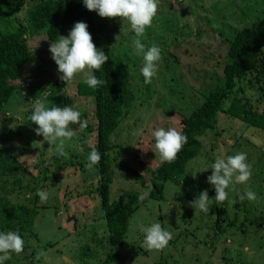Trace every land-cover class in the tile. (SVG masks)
Masks as SVG:
<instances>
[{
    "label": "rangeland",
    "instance_id": "1",
    "mask_svg": "<svg viewBox=\"0 0 264 264\" xmlns=\"http://www.w3.org/2000/svg\"><path fill=\"white\" fill-rule=\"evenodd\" d=\"M233 2L159 0L152 25L140 37L130 30L127 20L100 17L94 10L98 21L109 27V37L104 38L106 45L116 48L125 58L121 62L125 65L120 67L121 72L139 91L129 116L113 135V140L122 144L126 152L121 161L124 169L116 168L113 173L111 200L134 189L146 199L131 216L123 245L115 248L108 242L99 196L92 191L98 168L87 166L90 151L87 146L92 147L97 142L95 100L93 96L78 94L83 73L74 76L68 84L59 79L57 65L49 52L53 41L46 35L30 38L29 45L34 51L19 80L23 99L17 100V107H12L6 120L0 122V212L26 204L36 214L32 222H25L29 227L27 231L4 229V221H1L0 231H16L24 240L23 250L19 254L11 253L5 264H103L108 254L116 249L121 257L112 264H264V228L246 225L243 213L238 215L232 231L218 235L220 204L214 199V187L207 182L212 169L204 170L217 156L245 153L251 176L246 185H229L226 223L235 216L231 203L233 194L244 192L245 187L255 193L256 198L247 202L252 209L258 207L253 211L254 216L260 215L264 211L263 131L229 116L226 111L220 112L215 129L205 137L199 155L187 163L180 178L166 182L163 199L149 198L141 176L134 172L136 170L149 179L152 170L159 167V155L151 149L154 144L152 130L173 127L181 131L183 114H189L199 105L203 93L216 86L218 77H223L227 49L222 37L231 36L235 30L249 24L247 18H243L242 9H255L256 13L257 7L264 6L258 0L256 7L248 0L247 4H243V0ZM174 27L177 28L175 37L169 32ZM70 29L61 31L57 39L67 36ZM134 39H140L146 48L158 45L166 52L172 51L166 59L161 58L156 75L147 84L139 71L142 56L136 55L131 45ZM130 59H134V63ZM248 77L241 81L237 79L235 90L239 86H248L244 95L250 98L255 109L258 93L255 84L249 87ZM40 86L43 90L39 91ZM147 86L149 89H145ZM56 87L58 91L54 92ZM57 95L70 103L69 107L78 110L81 119L87 122L83 129L70 125L75 135L65 141L62 151L58 141L50 145L43 141L42 135L34 131L37 125L29 119V110L35 101L46 106ZM233 97L225 101V109ZM259 102L260 109H264V99ZM141 129L143 133L138 134ZM60 155L62 159L58 158ZM55 159L60 163L66 159L69 164L60 168ZM46 166L49 177L39 184L35 176ZM38 190L46 194V200L41 201L38 195L35 200ZM201 191L208 193L210 207L207 212L195 210L191 205L192 197ZM151 223H160L170 233L171 238L162 249L149 250L143 244L140 229ZM86 244H89V250L92 249L91 255L80 260Z\"/></svg>",
    "mask_w": 264,
    "mask_h": 264
},
{
    "label": "trees",
    "instance_id": "2",
    "mask_svg": "<svg viewBox=\"0 0 264 264\" xmlns=\"http://www.w3.org/2000/svg\"><path fill=\"white\" fill-rule=\"evenodd\" d=\"M228 1L233 2L234 0ZM248 1L255 4V7L258 2L264 5V0ZM247 3V0H243V4ZM242 10L243 18L246 17L249 24L246 23L242 28L235 30L231 36L222 37L227 49L223 60V77L220 79L218 77L216 86L203 93L199 105L192 108L189 114H183L180 132L187 139L177 153L176 159L171 163L161 162L159 167L152 170L149 179L134 170L137 175L141 176L142 185L148 190L149 198H164L166 182L180 178L187 163L199 155L205 137L215 129L216 118L220 112L226 111L229 116L240 119L248 123L249 126H254L257 130L264 132V109L259 107V101L264 99V6L257 7L256 13L255 9ZM78 21H83L88 25V31L94 44L108 56L99 70H93V74L104 83L96 88H89L81 81L78 84V94L93 96L96 104L97 142L92 147L87 146L88 150L91 151L95 148L100 154L99 162L94 165L97 166L98 172L95 173L96 182L92 181L94 183L92 191L99 196L104 211L103 218L106 221L108 242L111 247L115 248L123 245L129 231L130 218L138 205L146 199V197H143L142 200L139 199L142 194L139 190L134 189L126 190L115 200H111L113 173L116 168L124 169L121 161L126 152V148L122 144L113 140V135L129 116L130 108L138 98L139 91L130 78L121 72L120 67L125 66L121 62L125 58L116 48L108 47L104 41L105 37H109L108 25L100 23L96 18L95 11L88 10L82 4V0H0V122L6 120V114L12 107H17V100L23 99L19 80L22 77L24 65L30 60L34 51L29 45L30 38L46 35L54 42L61 31L72 28ZM176 31L177 28L174 27L169 32L175 37ZM122 49L124 48L122 47ZM160 50L161 58L164 59L168 53L172 52L170 49L167 52L163 48ZM132 63H134V59ZM246 77H248V81L250 80L249 87L255 84L258 93L255 98V109H253L254 105L250 98H245L244 95L247 91L245 88L248 86H239L235 90L237 79L241 81ZM145 89H149V86ZM40 90H43L42 86L39 87ZM56 91H58L57 87L54 92ZM231 97H233L231 103L225 109V101ZM52 98L53 100L46 107H64L70 104L67 101L64 102L61 95ZM62 104L64 106H61ZM29 113L31 114V110ZM58 158L62 159L63 157L60 155ZM255 159L257 161V157ZM55 161L60 168L69 164L66 159L61 163L57 159ZM70 163L71 165L75 164V162ZM39 172L35 178L39 184L44 183L49 177V167L40 168ZM213 190L215 197V189ZM241 193L243 192L233 194L231 203L235 208V216L228 223H226V215L227 206L230 204L229 195L227 194L225 201L220 203L217 222L219 236L236 227L240 213H243L246 225L251 227L260 225L264 228V211L260 215L254 216L253 211H257L258 207L255 206V209H252L247 199L240 200L238 195ZM36 195L37 193L34 197L35 200L37 199ZM196 197L198 196H194L192 199L194 200ZM216 207L214 204L213 208L216 209ZM35 214V210L26 204L15 206L13 210L6 209L0 212V223L4 221V229L17 228L20 231H27L29 227H26L25 222L27 220L32 222ZM89 247V244H86L82 248L84 254L80 255V260H84L88 254L91 255L92 249L89 250ZM120 257L121 254L116 249L115 252L108 254L103 264H112Z\"/></svg>",
    "mask_w": 264,
    "mask_h": 264
},
{
    "label": "clouds",
    "instance_id": "3",
    "mask_svg": "<svg viewBox=\"0 0 264 264\" xmlns=\"http://www.w3.org/2000/svg\"><path fill=\"white\" fill-rule=\"evenodd\" d=\"M82 4L88 10H95L100 17H121L127 20L130 30L136 37L143 35L145 29L150 27L158 11L159 0H82ZM136 55L142 56V66L139 71L144 82L150 83L157 73L161 60V50L153 45L145 47L140 39L131 41ZM51 57L57 65L59 79L72 81L74 76L83 73V82L89 88L102 85L103 80L93 74V70H99L108 59L104 51L97 48L88 25L83 21L75 22L67 36H60L49 46ZM87 69L88 71H85ZM30 121L37 125L34 129L37 135H42L43 141L52 144L58 141V147L63 149L65 141H70L75 133L70 125H78L80 129L86 127V120L81 119V113L67 105L64 107H46L39 100L35 101L31 108ZM143 129L138 134H142ZM154 144L151 148L155 155H159L161 162L171 163L176 159L177 153L186 143V137L173 127H157L151 132ZM100 160V154L95 148L87 155V166L91 167ZM210 175L207 182L215 189V201L220 204L227 198L229 185L232 183L245 184L251 176L250 166L246 161V154L237 152L228 156H217L210 167ZM191 171V170H190ZM192 172V171H191ZM195 177V175H193ZM37 195L41 201L46 200V194L38 190ZM240 200H254L255 193L245 187L243 193L238 195ZM143 199V196L139 197ZM191 205L201 212L209 210V197L207 191H201L191 202ZM143 244L149 250H159L165 247L169 241L170 233L164 230L160 223H151L141 227ZM24 240L16 231H0V264L10 259L11 253L19 254L23 250Z\"/></svg>",
    "mask_w": 264,
    "mask_h": 264
},
{
    "label": "water",
    "instance_id": "4",
    "mask_svg": "<svg viewBox=\"0 0 264 264\" xmlns=\"http://www.w3.org/2000/svg\"><path fill=\"white\" fill-rule=\"evenodd\" d=\"M170 114H172V112Z\"/></svg>",
    "mask_w": 264,
    "mask_h": 264
}]
</instances>
